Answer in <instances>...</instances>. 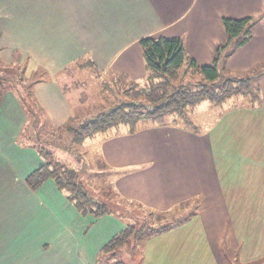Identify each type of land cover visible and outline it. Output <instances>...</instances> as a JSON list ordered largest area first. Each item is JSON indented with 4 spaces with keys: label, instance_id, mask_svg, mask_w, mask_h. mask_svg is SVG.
<instances>
[{
    "label": "crops",
    "instance_id": "obj_1",
    "mask_svg": "<svg viewBox=\"0 0 264 264\" xmlns=\"http://www.w3.org/2000/svg\"><path fill=\"white\" fill-rule=\"evenodd\" d=\"M245 2L251 6L256 2L258 11L251 9L248 14L263 15L258 24L264 21V0ZM226 6L227 0H0V23H10L8 34L0 30V61L4 66L11 65L15 51H19L20 63L27 58L26 77L37 70L47 72L44 80L35 83L34 96L51 124L61 128L68 120H78L75 119L77 111L71 98L65 95V90L57 81V76L70 65H75V61L88 58L94 63L95 71L118 74L128 85L139 83L142 87L147 71L139 40L165 36L183 37L185 49L195 62L199 65L210 64L217 48L225 41L222 18H234L227 13L224 15ZM38 30L42 32L38 34ZM36 37L42 38L43 43L35 42ZM2 38L7 40L3 41ZM242 47L225 59L221 66L223 70L226 65L235 71L241 69V62L245 60L239 56ZM257 52L249 60L251 64L264 62V51ZM208 107L209 115L211 106ZM222 114H218L219 119ZM216 120L211 119L204 127L205 136L217 126ZM25 121L16 96L8 90L0 103V264H96L103 255V246L127 224L126 214L116 211L99 217L82 215L51 180L36 191L31 190L25 178L41 164L42 158L36 150L16 143ZM189 123L194 130L181 126H159L144 120L139 125V131L133 134L129 133L128 127L117 130L113 127L85 139L79 146L84 147L87 141H95V144L99 141L95 154L111 168L108 172L116 176L114 183H111L114 192H111L121 202L125 201L118 198V194L129 201L146 200L148 204L163 209L160 211L174 207L169 213L176 215L174 220H179L178 224L148 239L149 242L171 234L166 238L167 243H173L174 252L178 254L177 260L170 256L171 264H211L206 262L205 257L199 262L196 254V248L206 237L216 240L217 264H229L233 260L240 264H264V238L261 243L253 240L247 245L238 233L241 229L239 216H242L240 206L247 199L264 197V175L256 177L250 190L239 185L233 189H208L205 192L201 187H195L200 178L188 175L181 180V170L194 168L196 158L201 161L204 157L202 162L206 172L211 170L217 173L218 170L211 165L217 166L219 158L226 156L228 150L218 137L224 130L216 133L218 143L212 139L197 143L196 137H201L203 133L191 119ZM146 124L151 125L145 127ZM167 131L174 137L163 139L166 142L161 140L151 144L152 134H165L167 138ZM185 140L187 143H184ZM203 144L204 149L201 148ZM170 151L172 156L160 160ZM185 151L188 152V159L183 160L180 168L179 153ZM135 157H144L142 165L145 166L154 160L152 168H157V179L150 183L152 190H157L156 184L158 188L164 182L169 184V178L163 176L159 169L161 162L167 171L178 172L172 178L175 185L171 187L173 196L169 201H162L161 196L140 198L142 193H138V190L142 192L146 188L152 173L147 169L143 180L137 182L132 176L136 166L125 163L132 158L139 159ZM173 158L177 159L175 165ZM209 182L210 178L204 185H210ZM164 189L168 190L169 187ZM194 191H204L210 201L224 200L219 210L214 209L218 211L214 214L230 216L231 225L219 223L220 232L215 234L198 232L190 222L200 214V207L196 212V205L190 204L195 201ZM205 205L204 214L211 216L212 208L207 201ZM223 220L228 222L226 217ZM228 231H232L229 236ZM207 246L210 258L209 243ZM171 252L170 249L166 251L167 254ZM121 255L125 263L130 262L131 255L125 252ZM166 257L158 253L156 259H150L148 263V256L145 255L143 264H169Z\"/></svg>",
    "mask_w": 264,
    "mask_h": 264
},
{
    "label": "rangeland",
    "instance_id": "obj_2",
    "mask_svg": "<svg viewBox=\"0 0 264 264\" xmlns=\"http://www.w3.org/2000/svg\"><path fill=\"white\" fill-rule=\"evenodd\" d=\"M26 9L28 11V8ZM251 9L252 11H258L256 2H254L251 6V4H247L245 0H227V6L224 9V15H231L234 17V19L254 16L248 14ZM9 24L10 23H0V30L3 33L8 34ZM41 32L42 31L38 30V34H40ZM2 40L5 41L7 40V38H2ZM35 42L43 43V39L36 37ZM241 50L243 51L239 56L245 59L243 62H241V69L235 71L230 67H227L226 65L224 70L221 67L219 71L225 77L233 76L242 79L252 78L251 80L253 85L257 86L258 88L260 86V102L256 101L254 104H252L251 98L249 96H234L230 100L223 103L222 106H215L208 101H204L198 105V108L194 109L193 111L190 110L188 112L189 118L195 125L198 126L200 132L203 133L201 137H196L197 143H203L208 139H212V141H216L218 143V140L215 139L218 136V134L216 133L217 131L221 132V130H224L221 134H219L218 137L222 140V143H224L226 147H228L226 156H222L219 158L217 166L211 165V167L218 170L217 173L211 170H208L206 172V166H204V162H202L204 157L201 159V161L196 158V164L194 168H183L179 173V177L181 178V180H185L188 175L190 177L194 175V177L200 178V181L197 180V185H195V187H201L200 189L204 190L205 192L208 189H233L234 187H239V185H244L247 189L250 190L254 186L256 177L261 176L262 174L264 175V74H257L260 70H264V62L254 64H251V62H249V60L258 53L257 50L264 51V21H261L260 24H257L253 27L251 42H248L246 45H244ZM84 61L86 60L82 58L78 62L82 63ZM1 66L6 67L3 66L2 63ZM13 67L14 66H12L8 71H12V73L14 74ZM46 73L47 72L37 70L33 72L30 77H26L24 70V76L26 77L24 78V84L32 83L33 80H44L46 78ZM186 77L187 79L185 81L192 79V77H190L189 75H187ZM57 81L65 90V95L71 98L73 107L77 111L75 112V119L78 118V120H68V122L66 121L67 123L63 126L64 128L68 124H75L77 122H80L81 120L92 118L98 112L105 111L112 107L118 100L123 101L130 98L124 96V94L127 96L129 95L128 90L130 83L128 85V82L124 81L123 78L118 74L112 75L109 72H95L89 68H86L85 70H78L75 65H70L65 69L64 72H61L59 76H57ZM131 84H133L132 88L130 89L132 93L136 89L140 90L143 87H146L147 89L146 82L143 83L142 87L141 85H139V83ZM17 90H19V88H16L11 92L16 95ZM21 90H23L22 94L24 96H26L27 94L26 91L33 92V88H22ZM208 106H211V112L209 115L208 112L210 108ZM220 112H222L223 114L219 119L218 114ZM223 116L226 117H224L223 119ZM173 119H175V116H169L166 119V125L168 127L181 126L190 128L192 130L195 129L191 125H187L186 123H184L183 120H177V123H173ZM211 119H217L216 121L218 122H214L215 124H217V126H215L216 129L214 128L213 130L215 131L212 130V133L209 131V135L205 136L204 127L208 125ZM251 121L253 122L249 126V123ZM214 123H212V125ZM150 125L151 124H146L145 127ZM119 127L123 128L126 126L119 125L118 127H115L114 130ZM61 129L62 128H56L49 121L48 124L40 128L39 130L41 134V144L51 152L54 160L60 161L61 163L66 165V167L72 168L76 170V172H78L80 180L83 182L86 190L92 196L97 198L96 195H98L99 199L106 202L111 209L118 211L120 214H126L125 219L127 223H138L139 221L143 220L144 226L147 223L148 225H154L157 227L160 225L168 224L171 220L175 219L176 215L171 216V214L169 213L173 210L174 207L164 208L166 209L165 211H160L163 209L159 206L148 204L146 200H140L141 203L134 200L129 201L127 198L119 194L117 195L118 198L124 200L125 202H121L120 200H118L112 194V192L114 191L111 185V183H114L116 176L114 177V175L108 172L109 170H111V168L108 167V165H106L104 161H100L99 157L95 154V149L97 150V148H99V141H96L98 142V144H95V141H87L85 142L84 147L83 145L79 146V144H69V136H67V134L62 131L63 129ZM173 133H175V131H173ZM166 135L167 138L165 134H152L150 136L151 144L154 145L157 141L174 137V135H172L170 131H167ZM197 135L199 136V134ZM31 139L33 138L31 137ZM90 143L91 145L88 146ZM184 143H187V140H185ZM204 147L205 146L203 144L201 148L204 149ZM153 151L155 153V147L153 148ZM172 154L173 153L170 151L165 156H162L160 160H162V158L163 160H165L166 156H172ZM69 155L71 156V158H69ZM154 157L157 162L158 159H156V156ZM187 157V151L179 153L180 168L183 165V160L188 159ZM135 158L139 159L132 158L130 162L125 163H131L136 166V170L133 172L132 176L137 180V182L143 180L145 171L147 169L150 171L149 173H152V175L149 176V183L146 185V188L142 190V192L138 190V193H142V196H140V198L144 199L149 198V196H161L162 201H169L173 196L171 187H174L175 185L172 183V178L177 175L178 172L167 171V169L162 167L161 162V167L159 169H161V174L163 176L169 178V184H166L164 182L159 188L156 184L157 190H152L150 183L156 181L157 179V168H152L155 165L154 160L146 164L148 166L147 167L145 165H142L145 159L144 157ZM173 161V165H175L177 159L173 158ZM191 165L192 162L190 163V166ZM209 178L211 180V182H209L210 185L205 186L204 183H207ZM98 181H100L101 184H99ZM166 186L169 187L170 190L164 189V187ZM204 191H201L200 193L198 191L193 192L195 195V201L193 203H190V199L189 203L191 205H196V212L200 207V214L198 213L196 218H192L190 222L194 224V226H196V230L201 234H204V232L206 234H215L218 231L220 232L219 223L227 226L231 225V217L214 214L218 212L214 211V209L219 210V208L223 205L224 200H222L221 202H219V200L217 199L214 201H210L208 199L209 195ZM206 201L208 202L209 207L212 208L213 212L211 216L204 214ZM173 203L174 202H172L171 204ZM181 204L188 203L181 202ZM149 206H152L153 208ZM240 207L242 208V216H239V226L241 227V229L238 233L240 237H242L243 243L249 245L251 242H253V240L256 243H261L264 238V232L262 231V228L264 227V197L259 196L254 200L247 199L242 202V205ZM225 217L228 218V222H224L223 219ZM206 221H209L211 223H208ZM231 234L232 231H228L227 236ZM169 237H171V234L164 238L152 239L149 242L148 239L138 241L136 247V256L138 259H141L139 264H143L145 255L148 256V263H150L149 260L156 259L158 253L161 255H167L166 260L170 261L169 264H171V257L177 260L178 254L174 252L173 243H167L166 238ZM208 243L211 249L210 258L207 255ZM168 249L172 251L170 254L166 253ZM216 249V240L206 237L203 240V243L199 244V248H196V254L199 262L201 258L205 257L207 263L217 264L218 260ZM195 264H197V262ZM229 264H240V262H238L237 260H233L229 262ZM247 264L259 263L253 262Z\"/></svg>",
    "mask_w": 264,
    "mask_h": 264
},
{
    "label": "trees",
    "instance_id": "obj_3",
    "mask_svg": "<svg viewBox=\"0 0 264 264\" xmlns=\"http://www.w3.org/2000/svg\"><path fill=\"white\" fill-rule=\"evenodd\" d=\"M262 17L263 15L240 19L222 18L225 41L217 48L213 62L206 65H199L187 53L183 37L141 38L139 46L145 60L147 89L143 87L132 93L130 89L133 84L130 83L129 95L124 94L125 97H130L128 100H118L112 107L90 119L68 124L65 128L64 125L61 126L63 129L61 130L69 136V144H79L94 134L104 133L119 125L128 127L129 133L133 134L144 120L164 126L169 116H175L173 123L183 120L187 125H191L188 112L204 101L222 106L232 97L244 95L251 98L252 104L256 101L260 102V86L258 88L253 85L252 78L225 77L219 69L224 65L226 58L251 40L252 29ZM13 57L14 60L9 66L2 67L0 62V103L5 92L19 88L15 96L26 121L16 138V143L18 146L36 150L42 158L41 164L26 176V184L31 190L36 191L46 181L51 180L57 190L63 192L66 199L82 215L93 214L99 217L116 213L106 202L92 196L86 190L76 170L54 160L51 152L41 144L39 130L49 123V119L33 95L34 85L38 81L33 80L32 83L24 84L27 59L20 63L21 54L16 51ZM79 60L74 62L77 68H89L95 71L94 63L90 59L87 58L82 63L78 62ZM12 66H14V74L8 71ZM257 74H264V70H260ZM187 75L192 79L185 81ZM22 88H33V92L26 91L27 94L24 96ZM178 221L171 220L168 224L157 227L147 223L144 226L143 220L138 223H127L103 246L104 258L98 259L96 264H139L141 259L136 256L138 241L149 239L170 229L173 224H178ZM124 252L131 255L129 263L122 260L121 254Z\"/></svg>",
    "mask_w": 264,
    "mask_h": 264
}]
</instances>
